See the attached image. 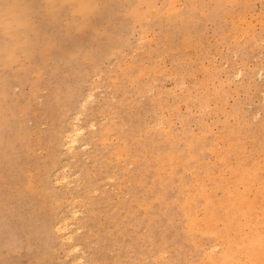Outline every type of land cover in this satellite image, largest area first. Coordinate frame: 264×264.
<instances>
[{"label":"rangeland","instance_id":"1","mask_svg":"<svg viewBox=\"0 0 264 264\" xmlns=\"http://www.w3.org/2000/svg\"><path fill=\"white\" fill-rule=\"evenodd\" d=\"M52 2L0 0V264H258L264 0Z\"/></svg>","mask_w":264,"mask_h":264},{"label":"bare ground","instance_id":"2","mask_svg":"<svg viewBox=\"0 0 264 264\" xmlns=\"http://www.w3.org/2000/svg\"><path fill=\"white\" fill-rule=\"evenodd\" d=\"M155 1L156 0H145V3L147 4V9L149 10V9H152L153 7H155ZM54 2H56V0H53V2H52V4L54 3ZM163 2V1H162ZM90 4V3H89ZM89 4L88 3H84L83 5H82V8L80 9L81 11H83V12H85V11H87L86 9L89 7ZM160 5V4H159ZM196 6V5H195ZM181 8V7H180ZM12 13H14V12H12ZM251 13V12H250ZM206 14V13H205ZM239 14V13H238ZM264 15V14H263ZM248 16V15H247ZM237 17V16H236ZM264 17V16H263ZM236 19V18H235ZM245 19H247V18H245ZM148 20V19H147ZM255 21V20H254ZM257 22H258V20H256ZM255 21V22H256ZM251 23V22H250ZM264 26V25H263ZM238 27H240V26H238ZM144 28H146V27H144ZM247 31H250V28H248V30ZM253 33V32H252ZM254 34V33H253ZM142 35H143V30H142ZM141 34H140V37H142L143 38V40L141 41V42H143L144 41V37L142 36ZM234 36H235V34H234ZM242 36H243V34H242ZM142 38H140V39H142ZM140 41V40H139ZM264 41V40H263ZM136 43H137V40H136ZM144 43V42H143ZM233 43V42H232ZM138 44H141V43H138ZM135 46V45H134ZM134 48V47H133ZM228 48V47H227ZM144 49V48H143ZM134 50V49H133ZM135 50H137V49H135ZM239 51V50H238ZM238 54V53H237ZM165 57V56H164ZM228 62V61H227ZM230 62V61H229ZM212 64V63H211ZM213 66V65H212ZM204 67V66H203ZM214 68V67H213ZM212 69V68H211ZM225 69V68H224ZM263 70V69H262ZM149 72V71H148ZM233 74H235V73H233ZM100 75H101V73H100ZM99 75V76H100ZM218 75H220V74H218ZM149 77V76H148ZM175 77V76H174ZM100 78V77H99ZM98 77H97V79H99ZM225 78V77H224ZM228 79V78H227ZM155 82V81H154ZM157 82V81H156ZM223 82V81H222ZM153 83V82H152ZM152 86V85H151ZM92 88L93 87H91L90 89H91V91H93L92 90ZM88 90V89H87ZM94 90H96V89H94ZM98 90V89H97ZM152 91V90H151ZM87 92V91H86ZM90 92V91H89ZM94 92H96V91H94ZM90 93H92V92H90ZM89 93V94H90ZM125 94V93H124ZM90 96V95H89ZM88 97V96H87ZM104 97V96H103ZM111 97V96H110ZM86 98V97H85ZM91 98H93L92 96H90V100H91ZM93 100V99H92ZM111 100H113V99H111ZM86 101V99L83 101V103H81L83 106H82V109L83 110H85V108H83V107H85L86 105V103H84ZM86 102H88V99H87V101ZM79 103V104H80ZM223 104V103H222ZM78 106V108H79V105H77ZM81 106V105H80ZM104 107H105V105H104ZM77 108V107H76ZM81 109V108H80ZM76 112V111H75ZM230 112V111H229ZM74 114V113H73ZM82 114V113H81ZM240 115V114H239ZM77 116V117H76ZM76 116H73V118L75 117V118H77V119H75V121H71V126H69V124H68V122H67V124H68V126L70 127V129L68 130V132H67V134L65 135V145H67L68 147H71V148H75V146H77V144L79 143V140H80V136L84 133V128L79 124V122H81L80 121V118H78V117H81L79 114H77ZM221 116V115H220ZM238 116V115H237ZM43 118V117H42ZM71 118V117H70ZM82 118V117H81ZM72 119V118H71ZM73 120V119H72ZM156 120V119H155ZM72 122H74V123H72ZM102 122V121H101ZM69 123H70V121H69ZM103 123V122H102ZM93 124V123H92ZM155 123H153L152 125H154ZM162 124V123H161ZM89 126H90V122H89V124H88ZM67 126V125H66ZM150 127H151V125H150ZM87 128V127H86ZM167 128V127H166ZM169 128V127H168ZM237 128V127H236ZM88 129V128H87ZM263 132V131H262ZM243 133V132H242ZM222 135H224V134H222ZM112 138V137H111ZM233 139V138H232ZM63 141V140H62ZM62 144V143H61ZM64 144V143H63ZM222 146V145H221ZM218 147H220V146H217V148ZM63 148H64V146H63ZM90 148V147H89ZM253 148V147H252ZM65 149V148H64ZM68 149H70V148H68ZM68 149H66V150H68ZM74 150V149H73ZM72 150V151H73ZM235 150V149H234ZM63 153H65V151L63 152ZM66 154H67V151H66ZM147 157V156H146ZM237 157V156H236ZM74 160V159H73ZM250 162V161H249ZM95 164H93V166H94ZM250 166V165H249ZM129 167H131V166H129ZM235 168H237V167H235ZM60 169V168H59ZM65 169V168H64ZM68 170V169H67ZM58 171V170H57ZM126 171H127V169H126ZM60 172V171H59ZM69 172V170L67 171V173ZM58 173V172H57ZM56 173V175H58ZM67 173H64V174H66V175H63V177H65V176H67ZM79 174H80V172H79ZM79 174H77V175H79ZM55 175V174H54ZM55 175V176H56ZM74 175V174H73ZM76 175V176H77ZM62 176V175H61ZM111 176V175H110ZM56 177H59V176H56ZM203 177H205V176H203ZM237 177V176H236ZM54 178V177H53ZM62 178V177H61ZM71 178H73V177H71ZM70 178V179H71ZM57 179V178H56ZM59 179H60V177H59ZM64 179V178H63ZM66 179H68V177L66 178ZM58 180V179H57ZM203 180V179H202ZM60 181V180H59ZM111 181H113V179L111 180ZM62 182V181H61ZM60 182V183H61ZM101 182V181H100ZM59 183V184H60ZM67 183V182H66ZM68 183H69V181H68ZM99 183V182H98ZM233 183V182H232ZM231 183V184H232ZM56 184H57V182H56ZM65 184V183H64ZM76 184V183H75ZM241 184L243 185V187H244V194H242V195H239V196H237L236 197V203H237V205H236V208L239 210V212L242 214V213H245L246 212V210L247 211H250L251 212V214L252 213H254V211H255V209L256 208H261V207H264V206H262V205H260L261 204V202H260V199H262V198H264V188H263V190H261V191H256L255 193H253V191L255 190L254 189V187H256V186H260V185H263L264 186V178H259V177H256V178H254V177H247V178H245L242 182H241ZM58 185V184H57ZM62 185V183L59 185V186H61ZM56 186V185H55ZM65 186H68L67 184H65ZM93 186H95V185H93ZM201 186V185H200ZM65 188V187H64ZM60 189V188H59ZM61 189H62V187H61ZM66 189V188H65ZM85 190V189H84ZM88 191V190H87ZM94 193L93 194H96L97 192H95L94 190H92ZM79 192V191H78ZM91 192L89 191V194H90ZM73 194H74V191H73ZM75 194H77V193H75ZM86 194V193H85ZM84 195V194H83ZM82 195V196H83ZM86 195H88V192H87V194ZM192 196V195H191ZM88 197V196H87ZM127 197V196H126ZM223 199V198H222ZM72 200V199H71ZM79 200V199H78ZM76 201V200H75ZM70 202V201H69ZM75 204V203H74ZM70 206L72 207V208H74L73 207V205H71L70 204ZM69 206V207H70ZM193 206H194V204H193ZM68 207V208H69ZM212 207H216V203H212ZM149 208V207H148ZM194 208V207H193ZM78 209V208H77ZM65 210H66V208L64 209V214L66 213L65 212ZM68 210V209H67ZM73 210H75V209H73ZM79 210V209H78ZM77 210V211H78ZM71 211V210H70ZM227 211V210H226ZM72 213L74 212V211H71ZM76 212V211H75ZM62 213V212H61ZM62 213V214H63ZM71 213V214H72ZM63 214V215H64ZM69 214H70V212H69ZM80 214V213H79ZM82 214V213H81ZM63 215H60V216H62L63 217ZM74 215V214H73ZM73 215H71V216H73ZM66 217H67V215H66ZM65 217V219H62V220H66L67 218ZM74 217V216H73ZM201 217V216H200ZM64 218V217H63ZM74 218H76V217H74ZM61 219V218H60ZM61 220V221H62ZM68 220H70V218L69 219H67L66 221H67V223H68ZM71 220H72V218H71ZM70 220V221H71ZM247 220V219H246ZM65 221V222H66ZM63 222V221H62ZM64 222V223H65ZM199 222V221H198ZM218 222H221V226H222V228L223 229H226V228H228L229 226H230V222L228 221L227 222V220L225 219V218H222V217H220L219 215H218V213L215 215H213L211 218H209L208 217V215H206L205 217H204V219H203V223L205 224V225H207V227H209V229L211 228V229H214L215 228V226L214 225H216V223H218ZM66 223V224H67ZM253 223H255L256 225H260L259 224V221L257 220V219H254V222ZM258 223V224H257ZM62 226H64L63 224H61ZM60 225V226H61ZM220 225V224H219ZM234 225H235V227L236 228H238V225H241V220H235L234 221ZM60 226H58V227H60ZM66 226V225H65ZM68 226V225H67ZM71 226H72V224H71ZM57 227V226H56ZM58 227H57V230H58ZM76 227V226H75ZM257 227L258 226H256V230H257ZM74 229V228H73ZM263 230V229H262ZM71 231V230H70ZM73 231V230H72ZM214 232V231H213ZM254 232H255V230H254ZM61 234H62V232H60ZM66 233V232H65ZM71 233V232H70ZM74 233V232H73ZM72 233V234H73ZM221 233V232H220ZM264 233V232H263ZM78 234H79V232H78ZM77 235V234H76ZM68 236V235H67ZM66 236V237H67ZM71 235H69L68 237H70ZM240 236V235H239ZM238 236V237H239ZM65 237V236H64ZM64 237H63V239H64ZM65 237V239H67ZM257 238H259V234L258 235H252L251 236V241H252V243H254V245H255V242H257ZM60 239V238H59ZM62 238H61V240H63ZM69 239V238H68ZM67 241V240H66ZM221 241H222V245H223V252L225 251V253L228 255V256H232L233 254H232V252H233V246L231 245V241H230V238L228 237V236H226V235H222V237H221ZM64 242H65V240H64ZM62 243V242H61ZM70 243H71V241H70ZM219 244V243H218ZM263 244H264V241H263ZM63 245V244H62ZM69 245V244H68ZM215 245V244H214ZM61 246V245H60ZM263 247H261L260 249H258L259 250V255H258V264L259 263H261V261H262V263L261 264H264V245H262ZM79 247V246H78ZM73 248V247H72ZM210 248H213L214 249V247H210ZM210 248H208L209 249V251H207V252H205V253H208V252H210ZM248 248V247H247ZM79 249V248H78ZM76 247H75V249H73L74 251L76 250V252H78L79 250H78ZM70 250V249H69ZM78 250V251H77ZM212 250V249H211ZM216 250V249H215ZM71 252H72V250H70ZM214 251V250H213ZM213 251H212V253H213ZM217 251V250H216ZM215 251V252H216ZM232 251V252H231ZM242 251V250H241ZM67 252H68V250H67ZM70 252V253H71ZM70 253L68 252V254L70 255ZM73 253V252H72ZM204 253V254H205ZM112 254V253H111ZM208 254H210V253H208ZM212 255V254H211ZM68 257V256H67ZM212 257H213V255H212ZM158 258V257H157ZM215 258H217L218 259V257H215ZM247 258V257H246ZM246 258H244L245 260H246ZM77 258H75V260H76ZM72 260H74V257H73V259ZM71 260V261H72ZM78 260V259H77ZM79 260H81V259H79ZM242 261L243 259H239V261ZM245 260H243L244 262H245ZM82 261V260H81ZM206 261V260H205ZM247 261V260H246ZM251 261V260H250ZM233 262V261H232ZM72 263V262H71ZM73 263H74V261H73ZM82 263V262H81ZM238 263V261L236 262V264ZM246 263V262H245Z\"/></svg>","mask_w":264,"mask_h":264}]
</instances>
